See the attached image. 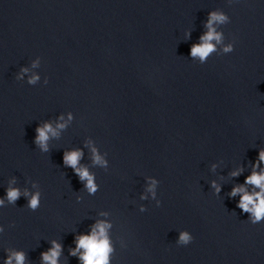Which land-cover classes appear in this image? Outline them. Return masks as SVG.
<instances>
[{"label":"clouds","instance_id":"clouds-1","mask_svg":"<svg viewBox=\"0 0 264 264\" xmlns=\"http://www.w3.org/2000/svg\"><path fill=\"white\" fill-rule=\"evenodd\" d=\"M229 3H233V0H229ZM230 23V17L222 10L215 9L208 13L207 19L203 24L205 31L199 36L198 41L194 42L190 46L189 56L193 62L199 64H205L213 54L223 55L229 54L234 51V42L225 43V36L222 30H217V26L227 25ZM186 39L191 38V32L185 33ZM41 59L36 57L31 61L30 66H22L19 72L16 74L17 80H24L25 76L31 69H37L40 67ZM41 80L39 73H32L27 78L29 85L35 86ZM43 83H48L47 78ZM65 115L67 119H65ZM74 120V114L72 112L60 113L56 117L55 125L51 119L44 120L36 127L34 144L41 153L50 152L49 140L60 139L61 135L71 125ZM89 149L91 155L89 157L92 167H98L105 171L109 168V160L107 159V153L101 152L95 141L89 137L83 142V147H74L63 151V165L66 168H71L74 174L78 177L79 181L83 185V190L88 195H95L100 188V185L96 181V173L90 170L88 164L82 163L85 153L84 149ZM218 164H211V171H215ZM252 171L247 175L242 184H235L231 190L227 193L229 198L239 197L237 201V208L242 213L248 214V221L255 225L264 222V148H260L258 151L257 160L251 165ZM244 172L243 166L236 168L230 173L232 178H238ZM160 181L155 177H146V192L151 194V199L156 202V206L159 207L161 201L157 198V188ZM16 185V179L13 178L8 181L5 195L0 197V207H6L8 205H16V202L25 197L27 203L25 206L35 212L41 206L42 193L39 189V184L35 181L31 182V189L24 187L21 189ZM222 184H218L217 181H210V188L214 195H219L222 191ZM77 201L83 199L82 196L76 197ZM148 197L141 194L140 200H147ZM140 212L147 211L144 205H140ZM101 215L108 216V212H104ZM13 226V225H10ZM90 230L87 233H77L74 237V248L69 249V255L77 257L80 264H112V258L115 254V246L112 237L110 236V230L113 225L106 220H96L90 226ZM5 228L0 225V233H3ZM194 237L187 230L179 232L176 243L181 246H187L193 241ZM50 247L40 253V264H59L60 257L63 253V243L52 239L48 241ZM6 256L3 259V264H26L29 261L28 254L17 248L9 247L5 250Z\"/></svg>","mask_w":264,"mask_h":264}]
</instances>
